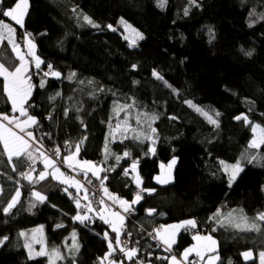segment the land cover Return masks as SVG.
Instances as JSON below:
<instances>
[{
  "label": "trees",
  "instance_id": "1",
  "mask_svg": "<svg viewBox=\"0 0 264 264\" xmlns=\"http://www.w3.org/2000/svg\"><path fill=\"white\" fill-rule=\"evenodd\" d=\"M15 2L0 0V9L7 10ZM28 3L24 27H14L19 40L25 32L30 33L44 62L40 70L29 73L33 89L26 108L38 123L28 131L49 154L59 148L60 158L55 156L53 160L61 172L68 171L65 175L79 180L84 189L94 188L100 181L91 173L86 178L63 162V157L83 141L78 157L114 169L103 171L100 177L107 176L104 184L110 193L129 202L136 195V185L133 174L125 176L124 169L138 161L142 188L154 191L143 192V199L132 206V217L125 218L127 233L138 240V248L145 253V257L136 253L134 261L162 264L158 257L163 251L147 234L155 235L153 230L161 225L192 219L197 227L180 233L173 249L176 253L192 245L189 234L199 231L217 241V264H260L264 221L255 217L264 212V159L248 160L251 156L264 157V145L249 149L248 144L253 138L250 124L264 127V0H165L163 7L158 0ZM84 16L99 27L87 24ZM121 20L143 39L130 46ZM0 21L11 23L2 14ZM0 63L9 68L18 65L6 42L0 49ZM49 64L60 77L44 76ZM153 71L162 79L154 77ZM41 79L44 87H40ZM187 101L212 116L218 126L209 123ZM126 105L131 107L119 111ZM0 113L12 116L1 78ZM153 115L157 117L151 122L155 134L148 128ZM240 115L247 116L250 124L235 119ZM125 120L129 131L119 130L113 138L110 133ZM138 132L153 135L155 143L134 139ZM106 138L114 155L105 162ZM151 147L155 148L154 155L149 152ZM125 152L130 155L117 164L115 155L123 157ZM173 158V181L158 185L154 178L160 173V165H167ZM238 160L243 171L229 187L220 162L234 164ZM30 165L25 156L9 163L7 155H0V240L7 237L0 244V264H48L47 256L30 258L25 247L31 242L28 236L39 228L43 231L37 234L46 243L43 248L47 252L57 249L63 257L55 264H100L109 251V240L115 243V235L98 218L74 221L78 211L84 213L83 208L76 207L75 187L51 175L29 183L20 174L29 172ZM32 167L34 179L45 171L40 163ZM18 188L19 201L5 214L3 208ZM33 191L45 196V201L36 200ZM83 191L79 197L87 205L82 198L87 193ZM149 209L156 210L152 216L147 214ZM218 210L231 224L228 212L239 211L260 230L219 226V217L210 219ZM73 232L78 250L73 247ZM118 252L113 256L122 260L124 255L117 258ZM244 252H251L252 257L245 260ZM122 264L131 263L123 260Z\"/></svg>",
  "mask_w": 264,
  "mask_h": 264
},
{
  "label": "snow or ice",
  "instance_id": "2",
  "mask_svg": "<svg viewBox=\"0 0 264 264\" xmlns=\"http://www.w3.org/2000/svg\"><path fill=\"white\" fill-rule=\"evenodd\" d=\"M191 3H195V0H190ZM165 0H158V5L163 7ZM29 3L28 0H16L15 5L13 7H9L7 10L0 9V14L3 17L10 18L11 21H14L15 24L19 25L21 28L24 27L25 17L28 13ZM185 14H187V9L185 10ZM83 20L93 27H99V25L95 24L88 16H84ZM121 23L124 25L125 29H131L132 33H134L135 39L130 41V46L135 44L136 39H143L142 34L137 32L135 29L128 25L126 22L121 20ZM112 28L111 25L108 26ZM115 31V29H112ZM16 29L13 28L10 24L0 21V41L7 40L8 44L11 46L12 52L15 55V58L19 61V64L14 66V68H9L4 63H0V78L3 79V95L6 97L7 102L11 105V111L13 113L18 112L19 116H9L8 114L0 113V145L3 147V152L0 155H7L9 163H12L13 158L20 159L24 156H27V159L31 161L30 171L23 172L20 175L29 181V183L35 184L39 181L46 179L49 175L52 176L53 179L58 180L62 184H66L69 187H75L77 190V196L75 199V204L77 209L86 208L87 212L93 211V206L91 203L87 205L81 204V198L79 197V192L83 189L85 193H87V189H84L83 184L75 179L74 177L66 176L65 173L61 172L59 167L56 166V162L47 156L44 152H40V158L45 167V171H41L37 178H33L31 172L35 171V168L32 165L36 162V157L33 156L32 152L29 151L31 145L29 143L30 139H34L33 133L31 131H26V129L33 127L38 123L35 117L31 116L26 108V104L29 101V98L32 94L33 85L31 83V76L29 74L28 61H26L25 53L21 51L20 44L16 42L15 39ZM24 46L27 49V56L32 57V62L35 65L36 69H40L41 65L44 63L39 56L35 53V44L32 42L30 38V33L25 32L24 34ZM136 66L133 65V68ZM49 71L44 72V76H52V77H60V73L54 71L52 69V65H48ZM75 74H71L69 79L72 78ZM153 76L157 79H162L159 73L153 71ZM45 81L41 79L40 87H44ZM59 95V93H57ZM188 105L194 108L195 111L203 115L209 123L217 125L218 123L215 119L212 118L207 112L202 109L196 107L191 101H187ZM131 105H126L119 107V111H123L124 108H130ZM119 111L117 115H119ZM218 116L219 113H216ZM20 117H26V119L21 120ZM157 117L155 115L149 118L148 128L150 129L152 134H155L156 129L152 127L151 122L155 121ZM236 120H244L245 124H250L248 117L245 115H240L235 117ZM123 130L124 132H128L129 126L127 124V120L123 121ZM137 123H140L139 118H137ZM253 138L248 144L249 149H259L262 145H264V127H261L258 124H250ZM14 129H18L19 131H15ZM121 129V124H117L116 128L112 130L110 135L115 138V132ZM133 132H136L135 129H132ZM23 133L24 135H21ZM27 137L28 139H26ZM125 138H128L125 136ZM136 140H140L143 142L144 140H151L155 143L153 135L145 134L143 132H138L133 137ZM83 141L76 145L75 151L71 152L69 155L63 157V162L66 167L69 169L78 168L83 172L85 177L87 178V174L91 173L92 176L96 177L97 180L100 181V187L102 188L105 196L110 199L113 203L118 204L124 213L130 212L133 205L139 203L143 197L141 192H153L154 189H144L142 188L143 181L138 172V161H133L130 165V168L124 169V175L128 176L130 172L133 174V180L137 189H140L130 202L121 199L118 196L110 193L107 187L104 186V181L107 180V176L103 178L100 177V173L103 171H110L114 169H104L99 167L98 165L90 162V161H80L77 159V156L80 152V147ZM105 151V162L107 161L109 156L114 155L110 152L107 138L104 147ZM149 152L153 155L155 154V148H149ZM55 155L57 159L60 158V150L57 148L55 150ZM130 153H123V157L120 155H115V160L117 164H119L120 160L124 157H128ZM258 159H264V157L259 156H251L248 160L249 163L257 161ZM224 173L228 176V184L229 187L232 186L233 182L237 179V176L241 171H243L241 167V161L238 160L234 164H225L223 161L220 162ZM176 164L175 158H173L167 165L161 164V174L157 175L154 179L159 184H168L172 180L171 170ZM48 169H51L49 172ZM15 166L13 167V171H15ZM88 183H92L91 180H88ZM65 192L68 191L67 188L64 189ZM21 192L19 188L16 190L14 196H12L11 200L8 202L7 206L3 208V212L8 214L11 210L16 206L19 201ZM71 195V194H70ZM32 196L35 197L36 200L43 203L46 199L45 196L41 195L40 192L33 191ZM83 199H87V195L83 197ZM100 204L104 205V199L100 200ZM33 207L35 205H32ZM155 209L147 210V214L152 216L155 213ZM242 212V210H241ZM100 220H102L105 224H107L111 231L114 232L115 235V245H113L112 241L109 240L108 253L105 254L103 258L100 260V264H104V261H109V264H115L114 261L110 260V257L118 248L120 252L124 254L126 258L129 260L133 259L136 256L137 250L135 248L128 249L127 242L121 240V233L125 227V217L119 211H113L108 208L106 205L102 207L99 212L96 213ZM229 217H232V213L228 214ZM220 216L219 210L215 214L214 217H210V219H216V217ZM90 217L88 215H81L80 212H77V215L73 217L74 221H80L81 223L89 220ZM241 223L233 224L234 227L239 228L241 230L248 231H259V226L256 223H248V218L241 214L240 216ZM255 220L264 221V212L258 213L255 217ZM57 227H62V225H57ZM197 227V222L195 220L189 219L184 220L180 223L171 224V225H161L159 228L153 230L155 235H152L154 240L158 241L159 245L165 246V251H171L172 246L176 243L177 235L180 231L195 229ZM34 233H42V228L33 230ZM215 231V229H213ZM21 236H24V233H20ZM76 233H72L73 239V247L78 250L79 246L75 244ZM104 238L106 240L109 239V235L107 232L104 233ZM7 240V237H4L0 240V244ZM193 240L196 241L191 247L186 248L181 255L180 259H177L175 255L171 257L169 260V264H198L197 261H189V256L193 253L198 258V261H206V264H216V262L220 259L219 255L215 254L217 252V242L212 238L211 235L202 236L199 234L193 235ZM40 242V241H37ZM123 245V246H122ZM25 247L29 249V257L32 258L33 251L30 244H25ZM245 260H248L252 257L251 252L242 253ZM260 264H264V251L260 252ZM35 256H47L48 264H55L56 260L63 259L57 249H53L51 252H47L43 247L39 252H35ZM160 259H168L167 257H163ZM231 264V261H229Z\"/></svg>",
  "mask_w": 264,
  "mask_h": 264
},
{
  "label": "crops",
  "instance_id": "3",
  "mask_svg": "<svg viewBox=\"0 0 264 264\" xmlns=\"http://www.w3.org/2000/svg\"><path fill=\"white\" fill-rule=\"evenodd\" d=\"M8 20L11 22V23H8V24H10L13 28H15L14 26H16V27H19V28H21L19 25H17V24H15V22L14 21H11L10 20V18H8ZM4 22V21H3ZM5 23H7V22H5ZM25 34V33H24ZM24 34L22 35V37H21V40H19L18 39V37H17V34L15 33V39H16V42L18 43V44H20V49H21V51L22 52H24L25 53V58H26V61H28V68H29V73H30V71L31 70H34V71H38V70H40V69H36L35 68V65H34V63L32 62V57H30V56H27L26 55V53H27V49L25 48V46H24ZM7 43L8 44V42H7V40H3V41H0V49L2 48V45L4 44V43ZM9 45V44H8ZM10 46V45H9ZM10 48H11V46H10ZM12 50V49H11ZM13 53V52H12ZM35 53H36V55H37V52H36V46H35ZM13 55H14V53H13ZM38 56V55H37ZM14 57H15V55H14ZM17 60V59H16ZM18 61V60H17ZM18 64H19V61H18ZM43 65V64H42ZM41 65V66H42ZM2 79V78H1ZM3 80V79H2ZM32 95V94H31ZM31 97V96H30ZM30 99V98H29ZM12 114V116H19V113L18 112H16V113H11ZM20 119L21 120H23V119H26V117H20ZM32 128V127H31ZM31 128H28V129H26V131H28V130H31ZM15 131H19L18 129H14ZM21 135H24L23 133H20ZM26 139H28L27 137H25ZM29 143H30V145H31V147H30V149H29V151L30 152H32V154H33V156L34 157H36L37 159H36V162H35V164H42L43 166H44V164H43V162H42V159L40 158V147L34 142V141H32V139H30L29 140ZM3 148V147H2ZM43 152V151H42ZM25 158L27 159V156H25ZM28 160V159H27ZM29 161V160H28ZM94 164H96V165H98L99 167H101L98 163H94ZM48 171L50 172L51 170L50 169H48ZM160 172H161V169H160ZM102 173V172H101ZM101 173L99 174L100 176H101ZM96 178V177H95ZM155 180V179H154ZM156 182V181H155ZM157 183V182H156ZM171 183V182H170ZM158 185H166V184H159V183H157ZM169 184V183H168ZM167 184V185H168ZM76 189V188H75ZM83 190V189H82ZM81 190V191H82ZM84 193H85V191H83ZM77 193V192H76ZM79 195H80V192H79ZM82 198H83V195H82ZM107 201H109V203H111V204H115V203H113L110 199H108ZM80 202H82V201H80ZM82 205H85V203H81ZM115 205H117L118 206V209L120 210V212L122 213V214H124V212L122 211V209L119 207V205L118 204H115ZM114 205V206H115ZM116 206V207H117ZM107 207L108 208H110L111 210H113L112 209V207L110 206V205H107ZM84 209V213L86 214V215H88L89 217H90V219L92 218V217H95V218H98L99 219V217L97 216V212H94V211H92V212H87V209L86 208H83ZM114 211V210H113ZM84 213H82V214H84ZM126 214V213H125ZM219 218L221 217V216H218ZM228 219V218H227ZM219 220V219H218ZM87 221V220H86ZM102 221V220H101ZM220 221V220H219ZM103 222V221H102ZM104 223V222H103ZM125 227H124V229H123V231H122V233H121V240H123L124 238H126V236H130L131 235V233H127V230H128V227L126 226L127 225V222H126V219H125ZM220 222H217V224H219ZM105 224V223H104ZM106 226H108L107 224H105ZM228 225H232L231 223H230V221H228ZM108 229L111 231V228L108 226ZM183 231V229L180 231V233ZM185 231V230H184ZM111 233H113L114 235H116L114 232H112L111 231ZM180 233L177 235V240H176V243L172 246V249H174V247H176V245H177V242H178V237H179V235H180ZM155 234V233H154ZM199 235H202V236H207V234H204V233H200ZM217 242V241H216ZM194 243H196V241H194L193 240V244ZM192 244V245H193ZM113 245H115V243L113 244ZM192 245H190L189 247H191ZM189 247H187V248H189ZM118 249V248H117ZM117 249L115 250V252L114 253H116L117 252ZM218 243H217V251H218ZM185 250V249H184ZM184 250H182L180 253H179V258H181V255H182V253L184 252ZM114 253L112 254V256L110 257V260L111 261H114L115 262V264H122L123 263V260H125L126 262H128V263H131V264H154V263H151V262H144V263H138V262H135L134 260H135V257H133V259H131V260H129L128 258H126L125 256H124V258L122 259V260H116L115 259V256H113L114 255ZM215 254H217V252L215 253ZM194 257H196L195 256V254L193 253L192 255H190L189 256V260L190 259H192V258H194ZM171 258H169L168 259V262H167V264H169V260H170ZM219 261V260H218ZM218 261L216 262V264L218 263ZM105 262V264H109V261H104ZM202 264H206V261H202Z\"/></svg>",
  "mask_w": 264,
  "mask_h": 264
},
{
  "label": "built area",
  "instance_id": "4",
  "mask_svg": "<svg viewBox=\"0 0 264 264\" xmlns=\"http://www.w3.org/2000/svg\"><path fill=\"white\" fill-rule=\"evenodd\" d=\"M48 71H49V69H48ZM46 120H48V119H46ZM53 151H54L53 154H49V156H50L51 159H54L55 156H56L55 155V150H53ZM64 173L67 174L68 171H65ZM104 186H105V184H104ZM105 187H107V186H105ZM107 189H108V187H107ZM138 191H140V189H137V187H136L134 189V193L136 194ZM142 194H143V192H141V195ZM86 195H87V199H86L85 202L87 204L91 203L92 206H93L94 211L95 210H100L102 207H104L106 204L109 203L107 201L108 199L105 196L102 188L100 187V184L97 185V186H94V188L93 187L88 188ZM102 198L104 199V205H101L100 204V200ZM112 208H113L114 211H119L120 212V210L117 207H115L114 205H112ZM123 216L127 220H129V218L132 217V212H128V213H126ZM196 234H200V232L199 231H196L194 234L193 233L189 234V238H193V235H196ZM147 237L150 238L152 241H155L158 244V242L152 238V235H150V233L147 234ZM122 241H126L127 242V248L128 249L135 248L137 250V253L140 252V255L142 257H145V253L141 252L140 249L138 248L139 242H138L137 239L132 238V236L130 235L128 238H124ZM157 249H161L163 251V255H160V257H158L159 262L162 263V264H166L168 262V259L171 258L173 255H175L177 257V259H180L178 257V253H176L175 251H173V249H171V251H165V246L164 245H159V248L157 247ZM123 255L124 254L119 251L118 252V255H117V258H119V257H121ZM163 257H167L168 259L167 260L166 259H160V258H163ZM189 261H197L198 264H201L202 263V261H198V258L197 257H194V258L190 259Z\"/></svg>",
  "mask_w": 264,
  "mask_h": 264
},
{
  "label": "rangeland",
  "instance_id": "5",
  "mask_svg": "<svg viewBox=\"0 0 264 264\" xmlns=\"http://www.w3.org/2000/svg\"><path fill=\"white\" fill-rule=\"evenodd\" d=\"M123 29H124V31H125V38L128 40V42L130 43V41H132L133 39H135V36H134V33H132V31H131V29H128V30H126L125 29V27H123ZM127 34V35H126ZM137 40V39H136ZM136 40H135V42H136ZM119 124H121V131H122V133L124 132V130H123V123L121 122V123H119ZM130 128V127H129ZM129 131V130H128ZM253 133V132H252ZM32 141H33V139H32ZM40 148V152H44L47 156H49V153L47 152V151H45L39 144H37ZM152 148V147H151ZM50 157V156H49ZM77 159L78 160H80V161H85V160H81L78 156H77ZM225 164H229V165H231L230 163H226V162H224ZM242 167V166H241ZM223 168V167H222ZM74 169H76V171H78L79 173H83V172H81V170L80 169H78V168H74ZM243 169V168H242ZM77 172V173H78ZM242 172V171H241ZM240 172V173H241ZM171 173H172V180L171 181H173V169L171 170ZM240 173H239V175H240ZM161 174V172L158 174V175H160ZM238 175V176H239ZM237 176V177H238ZM170 181V182H171ZM169 182V183H170ZM235 182V181H234ZM233 182V183H234ZM99 185V184H98ZM233 185V184H232ZM116 207V206H115ZM118 208V207H117ZM229 213H232V217H231V221H232V225L233 224H235V223H241V220H240V216H241V213H239V211H234L233 210V212H228V214ZM122 214V213H121ZM81 215H85V213L84 214H81ZM122 215H125V213L124 214H122ZM222 215V213L220 212V216ZM229 216V215H228ZM220 220V221H219ZM219 220H217V222H220L219 224H217V225H219V226H227L228 225V220L227 219H223V216L222 217H220L219 218ZM236 228V227H235ZM236 229H239V228H236ZM240 230V229H239ZM27 240H31V242H26V244H30L31 245V248H32V251H33V256H32V258H37V257H40V256H35V252H37V249H40V248H42V247H44L45 246V239H44V237L42 238V236H41V234H31L30 236H28V238H27ZM37 241H40V242H37ZM36 246L38 247V248H36ZM27 250H28V253H29V249L27 248ZM178 257H179V254H178ZM259 263H260V255H259Z\"/></svg>",
  "mask_w": 264,
  "mask_h": 264
}]
</instances>
